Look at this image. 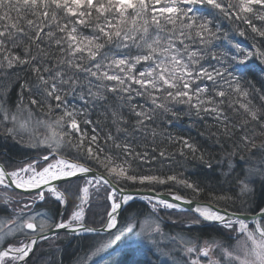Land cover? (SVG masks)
I'll return each mask as SVG.
<instances>
[{
	"label": "snow or ice",
	"instance_id": "1",
	"mask_svg": "<svg viewBox=\"0 0 264 264\" xmlns=\"http://www.w3.org/2000/svg\"><path fill=\"white\" fill-rule=\"evenodd\" d=\"M225 20L251 44H234L222 31ZM254 61L264 64V0H0V121L11 123L5 131L13 137L28 133L27 142L37 151L36 157L19 166L0 165V187L24 190L29 196L28 203L11 210V219L0 218V264H38L33 257L40 243L58 236L56 230L95 234L83 236L86 243L76 258V264H95L94 257L111 243L101 233L110 237L125 225L133 229L137 225L128 221L145 215H126L136 197L122 185L151 186L154 192L156 185L172 183L196 196L202 193L203 188L179 174H155L150 169V174H144L133 166L136 161L150 164L155 156L137 152L129 142L132 133L120 127L127 124L123 111L135 118L134 131L141 132L157 111L171 112L169 105L176 104L186 105L197 116L212 115L229 138L237 126L245 132L250 125L264 128V78L256 82L248 78L254 75ZM17 70L31 75L35 83L25 80L20 85V103L12 112L5 107L6 93ZM78 89H86L87 97L96 103L107 104L109 96L117 101L107 109L117 135L87 119L85 112L69 109L65 97ZM137 98L144 103H137ZM80 99L85 100L83 92ZM253 99L260 101V109ZM33 109L50 119H34ZM236 117H241L238 125L233 123ZM41 127L46 130L43 135ZM169 139L182 158L191 155L204 162V153L189 140ZM256 139L255 134H246L235 145L241 151L256 149L250 155L258 156L257 167L238 178L237 198L242 201L255 194L252 185L257 179L264 186V140L257 144ZM159 156L166 153L161 150ZM207 166L211 168L210 163ZM17 195L16 203H21L24 195ZM170 195L174 202L158 195L144 197L152 209L147 216L158 208L183 210L181 201L193 203ZM209 195L217 201L232 199ZM4 197L5 206L14 199L6 193ZM37 202L50 203L55 210L34 212ZM61 204L66 218L59 215ZM193 215L197 217L193 224L214 222L228 229L229 246L204 241L198 250L193 240L170 238L185 253H196L197 259H189L188 264H202L201 253L208 264H220L210 258L214 250L228 258L224 264H264V223L250 231L238 214L222 213L211 204L197 203ZM257 215L264 221V207ZM44 216L51 223L44 219L37 223ZM140 227L141 232L162 233L154 219H146ZM237 229L245 239L233 249L231 233Z\"/></svg>",
	"mask_w": 264,
	"mask_h": 264
},
{
	"label": "trees",
	"instance_id": "2",
	"mask_svg": "<svg viewBox=\"0 0 264 264\" xmlns=\"http://www.w3.org/2000/svg\"><path fill=\"white\" fill-rule=\"evenodd\" d=\"M255 22V21H254ZM222 31L227 33L228 38L233 43H239L242 47H247L251 44V40L246 37L238 36L236 32V26L230 25L228 21H222ZM259 26V24L257 25ZM243 27V25H240ZM247 35V30H246ZM234 38V39H233ZM223 40V37L221 38ZM220 50L227 51L225 48ZM253 74H249L248 78L253 82L258 79L264 78V64H260L258 61H254L252 64ZM25 80L35 83L34 78L22 70H17L16 74L9 78L8 94L13 98L15 93L21 92L20 85ZM31 86V85H30ZM256 87L259 88L260 84L256 83ZM84 93L85 100L80 99V94ZM27 95V93H25ZM69 106V109L75 107L78 111H83L87 114V119L94 122H99L100 128L105 131H111L113 135H117L115 126L111 122V116L108 113V105L115 107L117 101L111 96L108 98V103H96L87 97L86 89H78L76 93L69 91V94L65 97ZM10 99V98H9ZM137 103L143 104V99L137 98ZM8 103V102H7ZM6 103V104H7ZM27 103V102H26ZM25 103V104H26ZM252 103L257 109L262 107L258 99H253ZM11 105V106H10ZM150 106V105H146ZM8 107H13L12 103ZM171 107V112L162 113L157 111L154 121L149 124L148 129L141 132L140 130L133 129L132 125L135 123V118L127 112L123 111V115L127 124H122L120 127L127 128L129 133H132L133 138L129 142L133 145L137 152L148 151L149 156H155V160H152L150 164L140 161L134 162V167L142 170L144 174H150L149 169L155 174H179L180 178H187L190 182L198 184L204 189L198 196L191 193V190L184 189L180 185L169 183L168 185H156L155 191L157 192H178L182 196L191 198L198 201L211 202L221 208H225L235 212L241 213H256L260 208L264 206V186H262L257 179V182L252 185L255 188V194L250 198H245L244 201L237 198L238 196V178L243 179L246 174H243L246 166L244 163L247 161V154L253 153L256 150L248 147L244 150H239L235 145L240 143V137L243 135L252 136L256 135V143L260 144L264 140V128L258 125H250L248 131H242L238 126L233 130L234 135L229 138L223 134V130L217 123L216 119L210 114L201 113V115H195L186 105L176 104ZM46 111V109H45ZM34 116L42 117L44 114H37L33 109ZM175 113V116H173ZM59 112L54 114L58 115ZM231 115V114H230ZM241 117H236L233 123H237ZM171 121V123H169ZM81 127H84L81 125ZM231 127V125H230ZM254 128V132H253ZM100 130L99 128L97 129ZM156 135L153 136L152 132ZM89 135H91V129L89 128ZM103 135V133H101ZM120 139L123 140V134H119ZM184 137L194 144L201 153H204V162L199 159H193L191 155H187L182 158L177 154V144L170 142L169 137ZM10 142L4 141L0 138V156L4 162L14 160L20 152L17 148L12 146ZM154 150V151H153ZM163 150L166 153L165 157H160L159 152ZM167 153H173L172 157H168ZM250 157V156H249ZM248 157V158H249ZM258 159V156H255ZM241 160H246L241 164ZM229 162L233 165L229 168ZM211 164V168L207 164ZM241 165V166H240ZM95 168V165H92ZM242 173L243 175L239 174ZM123 188L128 189H147L151 190V186H142L139 184L122 185ZM209 193L215 195H228L232 199L217 201L212 198ZM146 204L142 201L132 202V210L128 214L134 212L144 213ZM61 207L59 206V210ZM55 210V208H53ZM194 231V230H193ZM198 237L206 239L225 240V230L219 226L205 225L195 231ZM190 235V234H189Z\"/></svg>",
	"mask_w": 264,
	"mask_h": 264
},
{
	"label": "rangeland",
	"instance_id": "3",
	"mask_svg": "<svg viewBox=\"0 0 264 264\" xmlns=\"http://www.w3.org/2000/svg\"><path fill=\"white\" fill-rule=\"evenodd\" d=\"M19 96L20 92L15 93L13 98H11L7 92L6 103H8L5 105V107L10 111L15 112L16 105L20 103ZM26 102H28V97L25 94L24 104ZM11 103L13 107H8ZM52 118H55V116ZM34 119L49 120L50 118L47 115H43L42 117L34 116ZM9 127H12L11 123L0 121V138L4 141L10 142V144H13L12 146H15L18 152L21 154L14 158V160L7 162H4L0 156V165L7 164L15 167L19 166L25 160H31L32 158L36 157L37 151L28 144V133H22L21 136L13 137L5 131V129ZM56 130L59 131V129ZM45 131L46 130L41 127L39 129V134L43 135L45 134ZM250 154H247V161L241 160L239 163H237L241 164L246 161L244 163L246 168L244 172L242 171L243 174H247L248 169L257 167V164L255 163L257 160L256 157H253ZM9 170H11V167ZM242 173L239 172L240 175H243ZM5 193L8 197H14L13 200H9L7 202V206H5ZM17 193H23L24 195V199L21 203H16V200H19ZM173 193L181 195L178 192ZM28 201L29 196L27 193H24V191H13L12 189L0 187V218L11 219V210L21 208L22 203H28ZM135 201H139V199H135ZM142 202H144L147 206L144 212L145 215H139L135 220L128 221V223H135L137 225L135 228L128 229L127 225H125L124 229H122L120 232H115V234L110 237L105 233L100 234L101 236H105L106 239H110L111 243L109 244L108 248L94 257L95 264H173L174 260L180 261L181 264H188L189 259H197L196 253H185L182 251L181 246L174 243V241L170 238L177 237L179 235L185 239L193 240L197 245L198 250L204 246V241H213L211 239L209 240L198 237L195 231H199V229L205 225L219 226L214 222L205 223L201 221L198 224H193L191 221L195 220L197 217L193 215V212L186 211L184 209L158 208L152 217H148L147 213L151 212L152 209L148 204V201L143 200ZM53 208H55V206L50 203L37 202L32 211L43 213L47 210H53ZM64 208L60 211L59 215L60 217L66 218L68 213L64 211ZM149 218L159 222L162 233L151 232L147 229L144 232H141L140 225H142L144 221ZM39 219H44L48 223H51V221H48L47 216L38 218L37 223H39ZM258 223H264V221H259ZM247 224L250 231L255 230L253 224ZM92 226L96 227L98 225ZM224 230L226 233L229 231L228 229ZM57 232L59 233L58 236H53V238L48 242L40 243L36 255L33 257V259L36 260L38 264H76L77 256L82 254L84 244L86 243V241L83 239V234H73L72 232L67 233L65 231ZM231 236V247L233 249H237L245 237L239 234L238 229L236 232H232ZM226 239L214 240L222 243L224 247H228L229 242H226ZM210 258L220 261V264H224V261L228 259L227 257H222L219 250H214ZM249 258L252 259V257ZM201 260L202 264H208L207 259L203 258L202 253Z\"/></svg>",
	"mask_w": 264,
	"mask_h": 264
},
{
	"label": "water",
	"instance_id": "4",
	"mask_svg": "<svg viewBox=\"0 0 264 264\" xmlns=\"http://www.w3.org/2000/svg\"><path fill=\"white\" fill-rule=\"evenodd\" d=\"M17 190L18 191H24V190H20V189H17ZM125 190L128 191V192H131L136 197V199H144V197H150L152 195H158V196H160L163 199H167L169 201H173V197H172V195H170V192H168V193L157 192V191L153 192L152 190H147V189H143V190L132 189V190H129V189H126V188H125ZM173 194H177V193H173ZM187 200H190V199H187ZM192 201H193L192 204H187V203H185L183 201H181L179 203L182 204L183 209L186 210V211L194 212V209L197 207V203H199V204H211L213 206V208H219V210L222 213H225V214H227V213H236V214H238L241 218L245 219L246 223H252V224L255 225V224H257L260 221V218L257 215L258 211L256 213H241V212H235V211H231V210H228V209H225V208L218 207V206H216L215 204H213L211 202H198V201H194V200H192ZM56 231H64V230H56ZM68 232H71V231H68Z\"/></svg>",
	"mask_w": 264,
	"mask_h": 264
},
{
	"label": "bare ground",
	"instance_id": "5",
	"mask_svg": "<svg viewBox=\"0 0 264 264\" xmlns=\"http://www.w3.org/2000/svg\"><path fill=\"white\" fill-rule=\"evenodd\" d=\"M128 189V188H127ZM129 190H132V189H129ZM137 190H143V189H137ZM185 197V196H184ZM185 198H187V199H190V200H193V199H191V198H188V197H185ZM143 200H146V199H139V201H143ZM147 201V200H146ZM194 201H198V200H194ZM198 202H207V201H198ZM217 206V205H216ZM219 207V206H218ZM250 224H252V223H250ZM254 225V224H253ZM67 233H70V232H67ZM83 236H84V234H83Z\"/></svg>",
	"mask_w": 264,
	"mask_h": 264
},
{
	"label": "flooded vegetation",
	"instance_id": "6",
	"mask_svg": "<svg viewBox=\"0 0 264 264\" xmlns=\"http://www.w3.org/2000/svg\"><path fill=\"white\" fill-rule=\"evenodd\" d=\"M60 207H61V209L59 210V213H60L61 210H63V208H64L65 206L62 204V205H60ZM47 211H48V210H47Z\"/></svg>",
	"mask_w": 264,
	"mask_h": 264
}]
</instances>
